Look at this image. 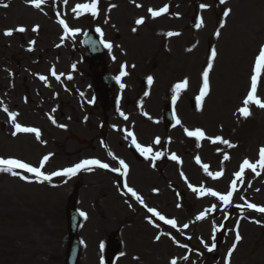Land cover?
<instances>
[{
    "label": "rangeland",
    "instance_id": "rangeland-1",
    "mask_svg": "<svg viewBox=\"0 0 264 264\" xmlns=\"http://www.w3.org/2000/svg\"><path fill=\"white\" fill-rule=\"evenodd\" d=\"M91 3L92 0H45L36 8L32 0H26L27 5L14 0L10 8L0 10V26H34L41 32L39 42L44 45H38L37 51L29 55L18 52L22 42H29L28 36L24 40L14 36L11 49L1 48L0 43V81L6 82L2 68L21 71L16 61L31 59L28 88H21L20 84L15 88V97L24 93L28 97L26 103L19 100L15 102L17 107L0 105V158L29 160L45 175L92 159L111 165L114 172L112 175L87 166L89 172L81 171L75 177L52 176L55 184L38 181L19 170H14L17 175L0 172V264H63L64 207L76 182L81 184L77 186L78 207L84 215H92L80 233L84 243L82 256L86 259L83 264H96L95 241L103 237L100 231L105 229L121 231L124 248L116 264H138L140 259L166 264V258L176 264H180V259H197L199 263L203 257H212L207 249L231 213V221L226 222L221 234L222 242L215 250L219 256L217 264H264V214L247 207L250 203L264 207V165L260 163L264 108L250 103L247 117L239 111L245 106L255 60L264 46V0H226L224 4L219 0H96V15L78 7ZM165 6L167 11L158 17L149 11ZM225 10H230L228 16H224ZM194 17L196 25H192ZM141 18L143 23L137 25L136 20ZM65 26L75 32L68 33ZM89 30L111 42L106 58L113 59L108 69L115 79L120 76L112 87L114 100L106 116L100 102H95L92 70L81 62V46L78 60L70 46L60 50L61 56L67 50L64 56L69 58L68 69L72 66L75 72L67 82L53 75L62 72L47 68L42 55L44 47H51L54 42V34L66 38L67 44L76 37L72 42L79 44L84 31ZM169 32L178 35L168 36ZM212 49L217 54L209 70V88L198 108L203 71ZM39 71L45 76L49 72L52 77L50 86L45 88L48 102L42 96L46 102L41 105L39 81L44 80L39 78ZM121 71L126 74L121 76ZM148 77H152L151 83ZM177 84L183 86L177 89ZM69 85L79 91L74 100L67 94ZM65 86L66 90L59 88ZM69 94L73 96V92ZM255 95L264 102V66L257 74ZM191 99L196 100L194 107ZM167 103L171 104L175 119L171 127L161 120ZM86 112L88 115L82 116ZM12 113L16 114L14 118ZM16 123L39 130V139L36 133L13 136ZM62 124L68 126L63 128ZM185 129H199L204 137H189ZM217 137L229 143H221ZM127 140L151 149L149 159L137 160L128 149ZM156 153L160 156L153 159ZM45 156L49 159L41 167ZM120 160L128 169L123 177L127 195L123 197L114 182L119 181L114 169L121 167ZM245 160L256 167L241 171ZM237 172L241 173L239 177ZM129 188L144 206L147 203L165 218L160 220L157 216L159 222H175V226H168L174 231L169 240L165 230L146 225L152 224L151 219L140 210V201L134 202ZM230 191L232 195L225 204L219 196ZM211 192L218 195H210ZM233 204L238 205V210L232 211ZM124 218L132 223L130 227L122 225ZM237 232L241 237L238 242ZM185 237L195 247L204 246L206 254H200L202 250L198 248L189 250ZM97 264L102 262L98 260Z\"/></svg>",
    "mask_w": 264,
    "mask_h": 264
},
{
    "label": "snow or ice",
    "instance_id": "snow-or-ice-1",
    "mask_svg": "<svg viewBox=\"0 0 264 264\" xmlns=\"http://www.w3.org/2000/svg\"><path fill=\"white\" fill-rule=\"evenodd\" d=\"M44 2H45V0H32V3L34 4V6L36 8H39L41 6V4H43ZM219 2L221 4H224L226 2V0H219ZM3 6L7 7L8 5H3ZM78 7L83 9V10L90 11L92 13V15H96V0H92L91 4H83V5H79ZM201 7L203 8V7H205V5L201 4ZM149 11L151 12V15L153 17H158L162 13L167 11V6H165L162 9H160L159 11H153L151 9H149ZM229 12H230V10H225L224 13H223L224 16H228ZM60 23L63 24L64 22L60 21ZM142 23H143V18L136 20V24L137 25H140ZM220 27L223 28L224 24L221 23ZM65 30H67L66 26H65ZM16 31L24 32L25 29L23 27H20ZM33 31H36V28H33ZM97 31H99V29H97ZM133 31H136V29L134 28ZM4 34L7 35V36H11L13 33H12V30H6ZM219 34H220L219 31H217L216 35L219 36ZM167 35L168 36L178 35V33L169 32V33H167ZM102 43H103V41H102ZM105 47H110V45L109 44H105ZM29 51H31V49H29ZM216 54H217L216 50L212 49L211 55L209 57L208 66L203 71V87L200 90V95L197 97V107L198 108L200 106V104H199L200 99L208 92V88H209V79H208L209 78V70L212 68V60L215 58ZM262 66H264V46H261V48L259 49L258 56L256 57V60H255V67H254V70H253V74L251 76V88H250L246 98L243 101V104L245 106L241 107L239 109L240 113L242 115H244L245 117H247L250 114L249 110H248V107H247V105H249L250 103H254L258 107L264 108V102H262L260 99H258L256 97V95H255L256 90H257V74H258L259 69ZM125 74L126 73L123 72V71H121V73H120L121 76H123ZM53 75H55V72H53ZM58 78L59 77H57V79ZM69 78H71V77H69ZM40 79L44 80L45 77L41 76ZM116 79L119 82L120 76H117ZM148 81H149V83H151L152 82V77H148ZM182 86L183 85H181V84H177L175 87L178 89V88H181ZM121 87H123V85H121ZM146 95H147V93H146ZM172 99H173V102H175L176 95H173ZM11 115H12L13 118L16 116L15 113H12ZM53 122H55V121H53ZM176 123L180 124V121L177 120ZM185 132H186V134L189 137H195L197 140H200L201 138L204 137V133L201 130H199V129L196 130V131H188L187 129H185ZM17 133H36L37 139H39V136H40L39 130H37L35 128H30V127H22L19 123L15 124V131L12 133V135L15 136ZM128 135L131 136L132 133H128ZM215 139L217 141L221 142V143H224V144H228L229 143L227 140H222L219 137H217ZM157 143H159V140H157ZM136 147L145 156H147V154L151 151V149H149V148H141L140 145H138V144L136 145ZM159 156H160V153H156L155 156L153 157V159H158ZM171 158L174 159V160L176 159L175 156H172ZM48 159H49L48 156L43 157V159L40 162L41 167L44 165L45 161H47ZM225 159H228V157L225 156ZM119 163H120L122 168H124L125 170L127 169V165L125 164V162L123 160H120ZM260 163L262 165H264V147H262L260 149ZM92 165H96V166H98L100 168H105V169H107L109 167L108 164H104V163H101L98 160L92 159V160L81 161V162L75 164L73 167H69V168H66V169H63V170H60V171L53 172L50 175H45V174H43L41 172V169L39 167L30 166L28 163L21 162L18 159L0 158V172H6V173H11L12 175H17V173L14 171V169H23L27 173L34 174L35 177L38 180H50L52 176H67V177H71V176L76 175L82 169H85L87 166H92ZM245 167L254 169L256 167V165L250 164L248 160H245L243 162V164L241 165V171H243ZM114 170L118 171V169H114ZM240 175H241L240 172L236 173V176L239 177ZM21 179H26V177L22 176ZM128 191L132 192V189L129 188ZM193 191H196V189H193ZM132 195L135 196L138 201L143 203L141 198L138 195H136L135 192H132ZM210 195L217 196L218 193L211 192ZM231 195H232V192L230 191V192H228L227 195H220L219 199L222 200L225 204H227L229 202V198L231 197ZM247 207L249 209H255L258 212L264 213V207H258L255 204H251V203L248 204ZM149 211L153 212V215L158 216L160 220H164L165 219L163 216H161L155 210L149 209ZM81 215H84V213L82 212ZM202 216H203V214H201L200 216H197L196 219L199 220V219L202 218ZM165 223H168V224H171V225L175 226V222L173 220H166ZM185 227H187V225H185ZM156 239L159 240L160 237L157 236ZM240 239H241V237H240L239 233L237 232V234L235 236L236 242H238ZM234 247H235V244L233 245V248ZM208 250L212 251V248H209ZM230 254H231V250L229 251V255ZM171 264H176L175 260H173L171 262Z\"/></svg>",
    "mask_w": 264,
    "mask_h": 264
},
{
    "label": "water",
    "instance_id": "water-1",
    "mask_svg": "<svg viewBox=\"0 0 264 264\" xmlns=\"http://www.w3.org/2000/svg\"><path fill=\"white\" fill-rule=\"evenodd\" d=\"M73 231H74V229L72 228V229L70 230V239H71L72 242L75 243V240H74V237H75V236H74Z\"/></svg>",
    "mask_w": 264,
    "mask_h": 264
},
{
    "label": "bare ground",
    "instance_id": "bare-ground-1",
    "mask_svg": "<svg viewBox=\"0 0 264 264\" xmlns=\"http://www.w3.org/2000/svg\"><path fill=\"white\" fill-rule=\"evenodd\" d=\"M19 2V1H18Z\"/></svg>",
    "mask_w": 264,
    "mask_h": 264
}]
</instances>
